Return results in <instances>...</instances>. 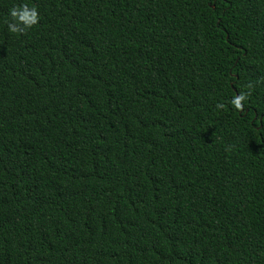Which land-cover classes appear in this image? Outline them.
Masks as SVG:
<instances>
[{"label": "trees", "instance_id": "1", "mask_svg": "<svg viewBox=\"0 0 264 264\" xmlns=\"http://www.w3.org/2000/svg\"><path fill=\"white\" fill-rule=\"evenodd\" d=\"M0 264H264V0H0Z\"/></svg>", "mask_w": 264, "mask_h": 264}, {"label": "clouds", "instance_id": "2", "mask_svg": "<svg viewBox=\"0 0 264 264\" xmlns=\"http://www.w3.org/2000/svg\"><path fill=\"white\" fill-rule=\"evenodd\" d=\"M10 16L18 23H22L26 28L36 25L38 21L37 10L35 8L29 9L27 6L12 8L10 10ZM8 27L11 32L22 31V29L13 27L12 24H9ZM246 98L247 94L243 93L237 96L233 101L235 107L238 109L242 108L241 102L246 100Z\"/></svg>", "mask_w": 264, "mask_h": 264}]
</instances>
